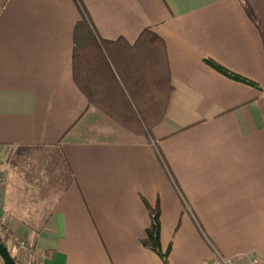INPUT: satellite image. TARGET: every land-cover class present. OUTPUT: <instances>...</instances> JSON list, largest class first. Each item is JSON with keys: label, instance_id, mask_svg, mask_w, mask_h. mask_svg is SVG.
<instances>
[{"label": "crops", "instance_id": "0c3cea01", "mask_svg": "<svg viewBox=\"0 0 264 264\" xmlns=\"http://www.w3.org/2000/svg\"><path fill=\"white\" fill-rule=\"evenodd\" d=\"M85 18L99 39L164 40L173 90L149 135L88 107L74 82ZM0 146L17 149L0 219L41 256L8 241L24 262L165 264L142 244L159 205L170 264L214 248L264 264V0H0Z\"/></svg>", "mask_w": 264, "mask_h": 264}, {"label": "trees", "instance_id": "16d2710c", "mask_svg": "<svg viewBox=\"0 0 264 264\" xmlns=\"http://www.w3.org/2000/svg\"><path fill=\"white\" fill-rule=\"evenodd\" d=\"M207 62L236 81L258 87L213 59ZM73 78L88 107H96L131 132L145 136L163 122L173 90L167 48L156 32L145 29L135 43L125 38L99 39L87 18L74 30ZM149 212L151 225L142 244L170 264L169 251L164 252L161 245L159 205L149 206ZM13 256L19 264H38L22 263Z\"/></svg>", "mask_w": 264, "mask_h": 264}, {"label": "built area", "instance_id": "2783aa9c", "mask_svg": "<svg viewBox=\"0 0 264 264\" xmlns=\"http://www.w3.org/2000/svg\"><path fill=\"white\" fill-rule=\"evenodd\" d=\"M3 147V146H0ZM7 184V179L6 177L0 173V187L6 186ZM9 233V229L5 226V224L2 222V220L0 219V234H2L3 236ZM13 241H18L20 244V248L24 254H26L27 256H32V257H37V258H41L40 255H38L37 253H35L33 247H30L27 244V241L22 239L19 236L13 235V236H9V242ZM214 257L213 260H209L206 259L203 261V264H238L237 261L234 258L231 257H227L225 256L223 253H221L219 250L214 248ZM262 261L260 258L255 257L252 259V264H261Z\"/></svg>", "mask_w": 264, "mask_h": 264}, {"label": "rangeland", "instance_id": "374dc122", "mask_svg": "<svg viewBox=\"0 0 264 264\" xmlns=\"http://www.w3.org/2000/svg\"><path fill=\"white\" fill-rule=\"evenodd\" d=\"M16 153H17V149L15 147H0V163L5 165V167H3L2 169L0 168V173L3 174L6 177V179H7L6 187L9 185L8 171H9L10 167L12 166V163L16 159ZM4 187L5 186H3L2 188H4ZM9 236H13V234L10 233V232L8 234L4 235V236L2 234H0V241H2L3 243L5 241L7 243L9 241ZM13 243L18 248H20V244H19L18 241H15V242L13 241ZM10 250L13 252V248L12 247H10ZM20 254L22 255V257H23V255H26V254H24V252L21 249H20ZM20 261L22 263H27V262H24L23 260H20ZM32 261H35L37 263L38 260H37V258L31 259L30 263ZM0 264H4V262H3L1 257H0Z\"/></svg>", "mask_w": 264, "mask_h": 264}, {"label": "water", "instance_id": "95a60500", "mask_svg": "<svg viewBox=\"0 0 264 264\" xmlns=\"http://www.w3.org/2000/svg\"><path fill=\"white\" fill-rule=\"evenodd\" d=\"M0 257L2 258L4 264H19L15 260L8 246H6V244L2 241H0Z\"/></svg>", "mask_w": 264, "mask_h": 264}]
</instances>
